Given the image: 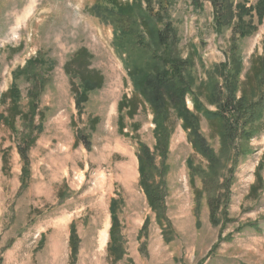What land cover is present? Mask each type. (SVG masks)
<instances>
[{
    "label": "rangeland",
    "instance_id": "obj_1",
    "mask_svg": "<svg viewBox=\"0 0 264 264\" xmlns=\"http://www.w3.org/2000/svg\"><path fill=\"white\" fill-rule=\"evenodd\" d=\"M213 15L198 0H0V97L15 85L29 115L13 131L0 124V264H264V109L247 137L222 142L186 96L207 159L172 111L156 148L154 115L140 98L134 118L123 114V129L117 123L118 103L140 78L133 68L163 49L155 51L143 20L152 31L169 24L167 45L192 58L187 70L199 85L228 62L231 32L218 31ZM257 18L244 17L253 30L238 42L239 82L263 51L264 16ZM78 72L102 83L77 104ZM141 148L152 159L157 209L140 186Z\"/></svg>",
    "mask_w": 264,
    "mask_h": 264
},
{
    "label": "trees",
    "instance_id": "obj_2",
    "mask_svg": "<svg viewBox=\"0 0 264 264\" xmlns=\"http://www.w3.org/2000/svg\"><path fill=\"white\" fill-rule=\"evenodd\" d=\"M164 1L167 2V0ZM198 1L210 3L214 13L213 21L218 31L229 30L231 32L227 51L228 62L225 61L222 64L216 65L214 71L208 72L206 81L196 85L191 73L187 70L188 67L193 65L192 58L181 59L178 56L179 54L177 55L175 52L173 54L172 45H167L170 41V35L174 37L173 33L170 34L169 24L165 23L162 31H152L150 22L143 20L142 23L144 25L149 24L147 29L152 35L154 45L156 44L155 51L163 49L155 54L157 56L151 57V62H146L144 69L133 68L140 74V78H136L135 80V92L130 97L123 95L118 103L117 123L119 128L123 129V114L129 120L134 118L142 105L139 100L140 98L144 103H149L154 115L156 148L159 144L161 122L165 121L169 112L172 111L176 118L180 120L182 129L188 133V140L192 144L193 149L207 159V152L204 150L202 143L198 141L196 126L194 124L196 117L185 108L184 99L186 96L189 97L194 112L202 115L210 127L216 129L222 142H231L234 135L237 134L246 135V137L249 135L253 121L264 109V41L261 55L251 57L249 67L241 82L237 79L240 74L241 64V61L239 62L238 42L253 30L251 22L244 19L245 16L256 13L258 23L261 22L264 16V0H257L255 6L252 8H247L246 2H233L231 0ZM125 37H127L126 32L122 34L121 39ZM82 53L80 52L76 55L74 61ZM137 72H134L136 75L129 72L132 79L137 76ZM85 75L81 72L76 74L79 77L81 86H83L82 93L80 95L76 94V96L78 95L77 104L81 101L80 97L82 95L99 87L102 83V80L92 73L89 76ZM219 80L222 81V84L219 83ZM201 96H204L207 106L214 105L215 111L207 110L200 103L199 97ZM19 99V90L15 85H12L0 97V104L3 107L7 105L4 113H0V124L9 131L14 130L16 119L20 117L22 120L29 118L27 113L20 110L18 105ZM85 99L86 97L83 96L82 100L85 101ZM30 112H33V108ZM243 120H245L244 123ZM242 124L247 126L245 130L242 128ZM132 131H137V126L132 125ZM137 161L140 186L144 191L149 207L157 209L159 207L160 196L156 193L154 182H152L154 167L151 168V177L149 176L152 159L147 154V150L141 148L140 153L137 155ZM209 168L212 169L211 166ZM252 189H255L254 185ZM214 201V199L210 200L212 203ZM115 211L116 203L115 205L112 203L108 248L113 253L118 250L115 235L117 230ZM212 216L213 211L211 218ZM74 243L75 238L72 231L70 235L72 253L75 251Z\"/></svg>",
    "mask_w": 264,
    "mask_h": 264
}]
</instances>
